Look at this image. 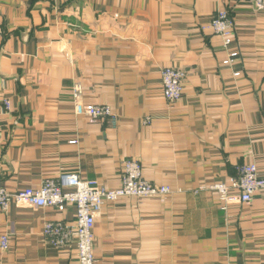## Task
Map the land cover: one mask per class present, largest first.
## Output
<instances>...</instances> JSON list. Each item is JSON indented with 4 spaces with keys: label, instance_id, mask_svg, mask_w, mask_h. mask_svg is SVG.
Wrapping results in <instances>:
<instances>
[{
    "label": "crops",
    "instance_id": "1",
    "mask_svg": "<svg viewBox=\"0 0 264 264\" xmlns=\"http://www.w3.org/2000/svg\"><path fill=\"white\" fill-rule=\"evenodd\" d=\"M219 10L233 21L227 44L209 26ZM168 66L185 73L174 103L162 95ZM75 85L84 103L108 105L116 126L76 115ZM125 159L174 191L105 203L96 264H264V192L225 211L214 192L193 193L242 164L264 177V10L247 0H0L1 185L38 188L77 171L116 188ZM74 212L0 210V264H76L74 245L42 235Z\"/></svg>",
    "mask_w": 264,
    "mask_h": 264
},
{
    "label": "built area",
    "instance_id": "2",
    "mask_svg": "<svg viewBox=\"0 0 264 264\" xmlns=\"http://www.w3.org/2000/svg\"><path fill=\"white\" fill-rule=\"evenodd\" d=\"M255 10H264V0H247ZM213 33L220 35L227 44L233 35V21L224 10H219L209 22ZM236 53H233L235 55ZM185 73L176 67H164L161 70L162 95L168 103L178 101L183 92ZM74 113L83 116L91 124L106 120L116 126L117 115L105 104L84 103L79 85L71 90ZM9 109L10 103L4 101ZM150 120L146 118L145 122ZM1 163V162H0ZM1 166V164H0ZM180 190V189H179ZM209 190L217 195L220 208L227 210L232 203H249L253 196L264 192V177L258 175L254 163L237 167L235 176L226 181L200 185L193 190L198 194ZM174 189L167 184H153L143 177L141 163L135 159H125L121 164L119 186L107 188L95 179H86L77 171H61L57 177H47L38 188L27 187L14 192L0 183V210L7 211L11 204H24L32 207H54L63 211L72 205L75 209L72 223L48 221L43 224V238L55 248L64 249L75 246L76 264H96L92 241L95 218L105 203L117 201L122 197L145 199L165 196ZM9 237L0 236V249L7 250Z\"/></svg>",
    "mask_w": 264,
    "mask_h": 264
}]
</instances>
